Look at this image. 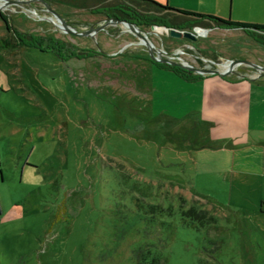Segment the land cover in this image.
<instances>
[{"label":"rangeland","instance_id":"1","mask_svg":"<svg viewBox=\"0 0 264 264\" xmlns=\"http://www.w3.org/2000/svg\"><path fill=\"white\" fill-rule=\"evenodd\" d=\"M154 1L264 24V0ZM50 7L79 31L104 20ZM31 8L47 16L41 3ZM2 12L18 32L103 55L0 51V264H264V208L253 189L240 197L230 175L225 181L210 166V148H198L206 142L201 129L157 117L162 96L178 111L171 115L188 110L185 100L180 111L172 108L183 81L152 68L148 48L120 24L79 37L19 5ZM143 30L156 49L196 68L228 60L264 68V45L238 29H198L193 42ZM6 34L0 19V38ZM235 72L264 78L248 66ZM191 206L207 211L210 223L182 215Z\"/></svg>","mask_w":264,"mask_h":264},{"label":"crops","instance_id":"2","mask_svg":"<svg viewBox=\"0 0 264 264\" xmlns=\"http://www.w3.org/2000/svg\"><path fill=\"white\" fill-rule=\"evenodd\" d=\"M151 67L154 68L153 65ZM174 77L178 78L176 75ZM180 80L185 83V89L179 96L175 95L172 108L180 111L185 100L188 110L181 118L175 113L171 115L168 112L177 110L167 109L166 98L162 96L159 103L164 107L157 117L190 121L197 130L201 129L206 141L204 144L210 148V166L222 172L225 181L230 175V185L232 181L237 185L241 190L240 197L243 198L244 190L252 188L254 198L263 210L264 78L251 80L235 72L225 77L210 75L195 82ZM153 90L151 79L146 95L149 96V102L153 98Z\"/></svg>","mask_w":264,"mask_h":264},{"label":"trees","instance_id":"3","mask_svg":"<svg viewBox=\"0 0 264 264\" xmlns=\"http://www.w3.org/2000/svg\"><path fill=\"white\" fill-rule=\"evenodd\" d=\"M48 5H62L68 8L83 10L91 15L103 19H116L126 21L141 29L155 28L165 30L191 31L195 27L204 29H238L258 44L264 45V24L233 22L214 15H205L174 9L168 4L162 5L154 0H42ZM1 21L7 23L6 37L0 38V51H15L21 48L36 49L41 52H53L56 56L66 55L68 59H93L102 56L94 49H77L72 44L54 38H42L27 33L18 32L9 24L7 16L0 12ZM136 58V57H135ZM142 58V57H141ZM140 58V59H141ZM148 58H142L145 60ZM149 60V59H148ZM147 61V60H146ZM150 61V60H149ZM154 67L171 72L178 78L195 82L203 76L195 75L180 66L168 63L150 61ZM201 148L209 147L207 144ZM182 215L189 218L190 222L197 221L201 226H206L212 218L207 211L190 207L182 211ZM150 264H155L152 260Z\"/></svg>","mask_w":264,"mask_h":264},{"label":"water","instance_id":"4","mask_svg":"<svg viewBox=\"0 0 264 264\" xmlns=\"http://www.w3.org/2000/svg\"><path fill=\"white\" fill-rule=\"evenodd\" d=\"M34 1L39 2L43 5L44 7L43 11L47 13V16L46 15L40 16L34 8H31V2H34ZM9 5H19L23 9V12L27 11L31 14H34L35 16L39 17L40 19L44 21L50 22L60 32L69 34V35L79 36V37L81 36L93 37L97 32L106 29L108 26L112 24H120L122 26H125L130 33H133L139 39L140 44L148 48L150 55L152 56V60H155L161 63H168L173 66H180L184 70H187L195 75H200L203 77L210 76V75H218L221 77H225L229 75L230 73L234 72L239 66H248L256 70L261 76H264L263 67L258 66L249 61H241V60H228L226 62L217 63V64L213 63L215 66L214 68H196L190 65L189 63L183 61L180 57H176V56L174 57L173 54H169L165 52L163 48L156 49L150 43L149 37L147 36V33L143 29L131 23H128L126 21H118L116 19H108V20L104 19L96 25H91L85 30L79 31L73 28L71 25H69L66 20L59 17L52 10L50 5H48L46 2L42 0H0V12H2ZM3 23L5 26V29L7 30L8 29L7 23L5 22ZM197 29H202V28L195 27L191 31H179V30L170 29L168 31V34L170 38L172 39H185V40L193 42V41H196L197 36L199 35L197 32ZM182 53H186V52L182 50ZM153 54L163 56L165 59L157 60V58H155ZM221 67L224 70L220 69Z\"/></svg>","mask_w":264,"mask_h":264},{"label":"bare ground","instance_id":"5","mask_svg":"<svg viewBox=\"0 0 264 264\" xmlns=\"http://www.w3.org/2000/svg\"><path fill=\"white\" fill-rule=\"evenodd\" d=\"M198 30V29H197ZM198 32V31H197ZM199 34V33H198ZM220 69H223L222 67ZM224 70V69H223ZM255 76V75H254ZM252 77V76H251Z\"/></svg>","mask_w":264,"mask_h":264},{"label":"flooded vegetation","instance_id":"6","mask_svg":"<svg viewBox=\"0 0 264 264\" xmlns=\"http://www.w3.org/2000/svg\"><path fill=\"white\" fill-rule=\"evenodd\" d=\"M45 13V12H44ZM46 14V13H45ZM33 15V14H32Z\"/></svg>","mask_w":264,"mask_h":264}]
</instances>
